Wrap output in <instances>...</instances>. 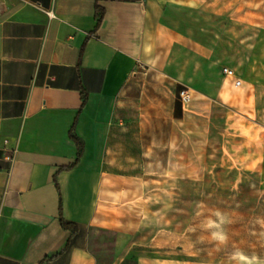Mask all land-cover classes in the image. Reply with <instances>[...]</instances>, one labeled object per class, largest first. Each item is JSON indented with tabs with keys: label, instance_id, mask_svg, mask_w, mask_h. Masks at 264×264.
I'll list each match as a JSON object with an SVG mask.
<instances>
[{
	"label": "crops",
	"instance_id": "1",
	"mask_svg": "<svg viewBox=\"0 0 264 264\" xmlns=\"http://www.w3.org/2000/svg\"><path fill=\"white\" fill-rule=\"evenodd\" d=\"M221 1L0 0V264H129L91 228L147 173L141 72L192 59V19ZM233 15L253 33L264 0Z\"/></svg>",
	"mask_w": 264,
	"mask_h": 264
},
{
	"label": "rangeland",
	"instance_id": "2",
	"mask_svg": "<svg viewBox=\"0 0 264 264\" xmlns=\"http://www.w3.org/2000/svg\"><path fill=\"white\" fill-rule=\"evenodd\" d=\"M191 25L192 59L141 72L147 173L102 200L92 239L129 264H264V25L241 32L233 0Z\"/></svg>",
	"mask_w": 264,
	"mask_h": 264
},
{
	"label": "built area",
	"instance_id": "3",
	"mask_svg": "<svg viewBox=\"0 0 264 264\" xmlns=\"http://www.w3.org/2000/svg\"><path fill=\"white\" fill-rule=\"evenodd\" d=\"M224 71H225L227 74H229V75H232V74H233V71H232L231 69L227 68V67L224 68ZM237 83H238V84H241V81L238 80ZM181 97H182V99H183L184 101H189V100H190V95L188 94L187 90H183V91L181 92Z\"/></svg>",
	"mask_w": 264,
	"mask_h": 264
},
{
	"label": "trees",
	"instance_id": "4",
	"mask_svg": "<svg viewBox=\"0 0 264 264\" xmlns=\"http://www.w3.org/2000/svg\"><path fill=\"white\" fill-rule=\"evenodd\" d=\"M65 226H67L65 223H63Z\"/></svg>",
	"mask_w": 264,
	"mask_h": 264
}]
</instances>
